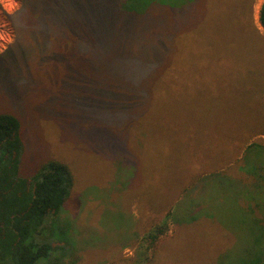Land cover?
Instances as JSON below:
<instances>
[{
    "label": "rangeland",
    "instance_id": "374dc122",
    "mask_svg": "<svg viewBox=\"0 0 264 264\" xmlns=\"http://www.w3.org/2000/svg\"><path fill=\"white\" fill-rule=\"evenodd\" d=\"M22 1L0 0V113L16 116L22 127L21 177L34 174L49 160L65 164L72 175V194L63 206L59 222L68 227V243L60 246L68 251L74 264H138L135 260L141 251L139 240L135 241L130 232L143 235L159 224L177 202L188 198V194L194 195L193 184L198 181V188L205 174L222 173L232 179L236 182L235 192L240 195L238 203L245 204L244 189L250 190L253 185V190L259 185L257 176L242 167L262 162L264 168V154L259 149L246 158L242 155L252 142L264 145V31L259 20L264 0H194L177 11L152 5L146 11L148 15H137L130 20L131 25L129 20H123L124 26L133 28L127 36L108 35L105 18L95 11L90 14L89 26L85 25L86 31L70 26L74 17L69 14L74 5L68 3L73 0L65 1L57 12L33 14L30 10L32 16L27 11L22 14ZM37 1L45 7L49 3ZM123 1L108 0L105 8L109 7V18L116 12L114 7ZM25 6V10L30 9ZM31 17L35 20L31 21ZM77 36H84L87 43L76 40ZM119 38H125V48L140 53L130 60L115 59L113 53L122 40ZM78 42L79 48L75 46ZM172 44L176 47L172 62H163L167 53L162 54L159 49L169 52ZM58 49L70 51V55L61 58ZM78 49L87 58L86 65L79 67L74 55ZM192 55L195 59L188 62H196V67L183 68L180 80L190 77L188 83L192 82L199 68L206 79L204 84L212 85V67L220 62L235 68L227 92L211 94L202 84L195 86L194 94L180 85L168 96L161 92L167 86L164 77L171 72V63L178 58L185 62ZM79 63H83L82 59ZM113 66L117 70L109 69ZM214 79L220 76L215 73ZM221 84L218 80L217 88ZM152 102L153 119L148 118ZM163 108L172 111L173 123L181 124L177 130L172 125H158ZM199 113L214 115L216 120L219 117L220 125H228L230 130H221L217 122L215 127L213 123V127L201 123ZM189 127L195 132H190ZM113 129L115 133L121 131L118 143L122 146L111 144L109 134ZM126 129L130 133L128 141ZM217 130L225 139L219 141ZM227 132L234 136L226 137ZM156 135L162 137L155 140ZM148 136L153 137L149 144ZM159 139L166 142L169 150L166 154L162 151L157 156L149 155L151 164L161 160L162 168L171 175L179 174L181 180L170 183L174 188L168 193L177 197L169 207L155 204L157 207L143 214L138 202L139 176L131 154L141 158L145 151L157 150ZM149 167L148 160L144 162L142 158L139 169L145 172ZM149 188L154 194L155 186ZM163 191L170 201L172 197ZM182 212L178 209L175 215L181 216ZM123 222L130 225L128 235L121 232ZM166 234L150 250L152 264H200L203 261L198 260L199 256L214 255L208 251L212 235L202 233L204 239L195 244L207 250L201 251L191 242L187 244L186 238L176 245L173 236Z\"/></svg>",
    "mask_w": 264,
    "mask_h": 264
},
{
    "label": "trees",
    "instance_id": "16d2710c",
    "mask_svg": "<svg viewBox=\"0 0 264 264\" xmlns=\"http://www.w3.org/2000/svg\"><path fill=\"white\" fill-rule=\"evenodd\" d=\"M65 1L68 0H49L48 5L45 7L44 4L39 5L37 0H23L22 14L24 15L25 11H27L30 12L29 14L32 16L30 10L34 11L33 14L37 11L57 12L63 9L65 3H67ZM193 1L194 0H124L114 7L116 12L109 18V14H107V9H109V7L107 6L105 8V4L108 0H73L71 3H68L69 5H74L69 14L71 18L74 17V22L72 25L70 24V26L75 27L78 31H86L85 25L89 26L88 21L90 20V14L95 11V13L105 18L103 23L109 26L108 35L119 34L127 36L128 33L133 31V28L129 26L131 25L130 20L137 15H146L147 9L152 5L160 6L163 10L177 11L184 10V8H187ZM26 4L30 9L25 10ZM238 7H240V3ZM121 15L123 17L119 18ZM33 20H35V18L31 17V21ZM123 20H126V22L129 20V25L124 26ZM259 20L264 31V4L260 7ZM25 21L28 22L29 20ZM116 23H119L117 27H115ZM30 24L33 25V22H30ZM65 38L67 37L65 36ZM83 38L85 39L84 36H77L76 40L87 43L85 41L86 39L84 40ZM124 41L125 38L120 41V46L118 49L116 47V52L113 53L115 59L118 58L119 61H121V58L130 60L131 57H136L137 54L140 53V50L125 48ZM79 42L75 45L78 46V48L80 47ZM55 43L57 44L56 41ZM55 43L54 48L57 50L58 44L56 45ZM60 46L61 44L59 47ZM75 46L73 45L72 47ZM64 48L67 47L65 46ZM169 49V52L161 47L159 49L162 54L163 52L167 53L163 58V62H172L170 58L176 53L175 44H172L171 48L169 47L168 50ZM193 51H197V49H193L191 52ZM67 53L70 55V51H64L63 49L59 50V56H61V58L66 57ZM82 53L80 49L75 51V54L73 53L78 58L76 59L78 60V67L79 64L86 65L87 63V58H85ZM142 54L143 50L141 52V55ZM177 54L180 53L178 52ZM192 57L195 59V56L192 55L190 59H185V62L183 59L178 58L176 63H171V72L168 73V76L164 77L167 86L161 90L164 95L168 96L170 93H174V90L181 88L178 87V85L186 86L188 88L187 92L191 94H194L195 86L199 84L205 85L211 94L220 91H228L231 84V71L235 68L227 64L221 65L220 62L215 63L212 67L213 72L209 77L211 80L215 81L212 85H207V83L204 84L206 79L203 78L202 69L199 68L195 71L194 77H196V79L192 80V82L188 83L191 79L190 77L184 79V81L180 80L181 74L185 72L183 68H190V66L192 68L196 67V62H188L192 60ZM79 59H82L83 63H79ZM115 62L117 63L116 60ZM183 63L189 65H182ZM78 67L76 70H78ZM109 69H111V71L117 70V66H113ZM60 71L63 72L61 69ZM215 73L220 76L218 80H221V88H217L216 86L218 80L214 79ZM148 74H146V76ZM167 77H169V79H166ZM171 112L172 111L169 109L163 108L161 117L158 118V125H172L175 131L181 124L173 123V115ZM154 113L152 102L151 109L148 113L150 116L148 118H152ZM198 119L201 123L205 122L207 125L210 124V127H213L211 123L214 125L216 124L215 122H217L220 125L221 121L219 117L218 120H216L214 115L207 116L205 114L202 116L201 113H199ZM227 126L228 125H220V129L227 130ZM203 127L204 125L198 127L197 130H201ZM189 129L190 132H195L193 127H189ZM206 129H208V127ZM221 130H217L219 132V141L225 139ZM115 131L116 130L113 129L109 134L110 141H112L111 144L116 143L122 146L118 143L121 141V131L118 133H115ZM239 132L242 133V129H240ZM124 134L126 136L125 141H128L130 134L129 129H126V131L124 130ZM225 135L226 137L234 136L231 132H227ZM243 136L244 134L242 137ZM161 137L162 136L156 135L154 139L156 140ZM191 137L193 136L190 135L189 139ZM148 138L149 140H147V142L149 144V142L153 140V137L148 136ZM160 141L162 140H158L157 150L155 149V151L150 153H147V151L144 153L141 152L143 154L141 158L138 154H131L132 165L136 167L134 171L139 176L136 183L140 184L139 188H141V196L138 202L141 205L143 214H147L148 209L152 211V209L157 207L155 204L159 206L162 205L163 208L169 207L172 200L177 197L176 194V196L172 195V192L168 193L170 189L174 188V185L170 183H177L181 180L179 174L173 173V175H171L169 172L167 173L161 166V160L159 164L156 162H152L151 164L149 155L157 156L159 153L162 154V151L166 154L169 150L166 142ZM219 146H221L220 143ZM23 149L22 127L19 119L9 113H0V264H74L68 251L60 246L62 242L68 243V227L66 223L59 222L61 221L63 206L72 194V175L65 164L55 160H49L41 165L34 174L28 177H21L19 174V164ZM255 149H259L264 154V145L258 142H252L244 149L242 154L244 155L243 158H246L248 153H251ZM126 152L129 154L128 150ZM142 158H144V162L148 160L150 163L149 170L145 172L139 169ZM260 163L252 162L251 164H246L247 168L242 167L246 169L248 173L257 176V183L259 185L258 188H253V190V185L250 186V190L244 189L246 193L245 196L247 195L245 204L242 205L238 203L239 201L237 198H239L240 195L235 192L236 189L234 187L236 182L234 183L232 179L222 175V173L205 174L201 177V185L198 188V181L193 184V189L196 191L194 195L190 196V194H188V198L177 202L175 207H172L173 211L170 210L169 213H166L165 216L159 220V224L156 225L155 223L154 227L146 231L143 235L136 231L130 232L136 238L135 241L139 240V248L141 249V251L137 253L135 262L138 264L150 263L151 256L150 254L147 256V254L152 246L167 233L169 223H174L176 226L185 225V227H192L196 224L195 221L200 217H209L217 219L224 229L229 230L236 239L235 243L232 245L233 248L231 247V249L219 253L214 264H264V184L261 183L264 182V168H261L262 164ZM145 165L146 163H144V166ZM256 165H258V167ZM202 172L203 171H201V173ZM151 175L152 179L150 178ZM190 181L192 182L191 179ZM152 185L155 186L154 194L150 193L149 187ZM243 187H246V185H243ZM163 190L167 191L166 193L172 197L170 201H167V198H165ZM178 209H182L183 211L181 216L175 215ZM123 225L124 231L121 230V232L128 235L129 233L127 232L130 225H128V222H123ZM143 243H146V245H143ZM143 246L146 248H143Z\"/></svg>",
    "mask_w": 264,
    "mask_h": 264
},
{
    "label": "crops",
    "instance_id": "0c3cea01",
    "mask_svg": "<svg viewBox=\"0 0 264 264\" xmlns=\"http://www.w3.org/2000/svg\"><path fill=\"white\" fill-rule=\"evenodd\" d=\"M210 209V208H207ZM196 224L192 227H185V225L176 226V224L171 223L172 225L168 228L167 236H173V239L175 240L176 245L183 243V238L187 239L186 243L189 244L190 242L193 244L194 247H197L195 244L196 242L200 241L202 238L204 239L203 235H212V238L210 239L212 246L209 248L208 251L214 252V255L211 258L204 257V255L199 256L198 260L203 261L200 264H214L217 260V255L219 253H223L224 251H227L233 248V244L235 243V237L233 234L229 231L224 229V227L218 222L215 218H209V217H200L197 221H195ZM201 251H207L203 247H197ZM150 256L151 253H150ZM154 261V258H151V261L149 264H152ZM171 263V262H170ZM194 264H199L198 262H194Z\"/></svg>",
    "mask_w": 264,
    "mask_h": 264
}]
</instances>
